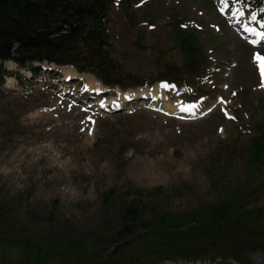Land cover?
I'll return each instance as SVG.
<instances>
[{
	"label": "rangeland",
	"instance_id": "rangeland-1",
	"mask_svg": "<svg viewBox=\"0 0 264 264\" xmlns=\"http://www.w3.org/2000/svg\"><path fill=\"white\" fill-rule=\"evenodd\" d=\"M248 1L116 0L112 59L120 76L151 81L140 88L110 89L72 67L63 80L54 65L33 63L32 73L3 63L0 264H132L149 234L114 239L122 205L146 217L223 202L240 215L264 207V82L253 59L264 41L240 30L264 34V9ZM187 33L204 61L198 74L187 69ZM245 238L224 234L229 254L213 263L161 264H264V234L261 243Z\"/></svg>",
	"mask_w": 264,
	"mask_h": 264
},
{
	"label": "trees",
	"instance_id": "trees-1",
	"mask_svg": "<svg viewBox=\"0 0 264 264\" xmlns=\"http://www.w3.org/2000/svg\"><path fill=\"white\" fill-rule=\"evenodd\" d=\"M115 2L0 0V80L6 73L3 63L13 62L20 68L28 67L32 73L37 70L33 63L72 67L78 74L93 75L110 89L117 87L125 91L152 84L143 78L119 75L121 66L112 59V44L107 33L110 11ZM248 2L257 8L258 14H263L264 0ZM184 39L183 44L194 53L187 69L190 75L198 74L204 61L195 58L199 50L194 37L187 33ZM259 146L257 144V148ZM236 211L238 208L234 204L223 202L205 208L201 213H165L146 217L143 212L122 205L114 239L122 242L139 231L148 230L149 236L136 249L140 259H135L132 264H161L168 256L180 257L188 263H213L223 254H229L225 250L226 233H242L246 234L247 242H262L264 207L241 215ZM27 240L31 239L22 240L23 245L30 243L35 249L42 250L38 241ZM5 245L0 243V250ZM66 249L70 247L66 246ZM33 255L36 256L35 253ZM238 261L246 264L242 259Z\"/></svg>",
	"mask_w": 264,
	"mask_h": 264
},
{
	"label": "bare ground",
	"instance_id": "bare-ground-1",
	"mask_svg": "<svg viewBox=\"0 0 264 264\" xmlns=\"http://www.w3.org/2000/svg\"><path fill=\"white\" fill-rule=\"evenodd\" d=\"M240 27H241L240 29L244 30V32L246 34L250 35V39H251L250 42H252V40H256V39L261 40V41L262 40L264 41V35H260V33L257 30H255L254 28H252V27H246V26H243V25H241ZM245 27L248 28V29L251 28V29H249L250 31L246 30ZM60 68H61V72L63 74V80H66L68 78L73 77V75H74L75 72H73V69L72 68H69V67H60ZM158 90H159V88L155 87L153 89V91H152V94L154 96H156V98L158 97L157 96L158 94H161V91H158ZM136 93H139V91H137ZM143 95H145V94H141L140 96H143ZM149 95H151V94H149ZM143 98H145V97H143ZM165 108H170V107L169 106H166ZM182 109H190V110H182ZM172 110H174L176 112H182V113H187V114L192 113L193 114V108L191 106H181L180 107L178 105H173Z\"/></svg>",
	"mask_w": 264,
	"mask_h": 264
},
{
	"label": "snow or ice",
	"instance_id": "snow-or-ice-1",
	"mask_svg": "<svg viewBox=\"0 0 264 264\" xmlns=\"http://www.w3.org/2000/svg\"><path fill=\"white\" fill-rule=\"evenodd\" d=\"M251 19L255 20L256 16L255 14L252 15ZM248 31H250L249 29H246ZM260 35H264V34H260ZM253 43H258L257 41H253ZM254 62L257 63L259 71H260V76H261V80L262 82H264V56H261L259 54H255L254 55ZM162 88H169V87H174L171 85H168L167 83H162L161 84ZM182 110H190V109H182Z\"/></svg>",
	"mask_w": 264,
	"mask_h": 264
}]
</instances>
